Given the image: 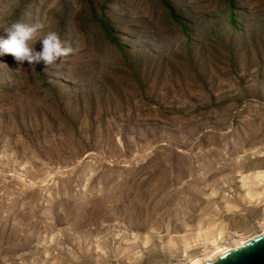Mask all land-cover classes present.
<instances>
[{
    "label": "rangeland",
    "instance_id": "374dc122",
    "mask_svg": "<svg viewBox=\"0 0 264 264\" xmlns=\"http://www.w3.org/2000/svg\"><path fill=\"white\" fill-rule=\"evenodd\" d=\"M15 22L76 52L0 55V264H193L264 231V0H0Z\"/></svg>",
    "mask_w": 264,
    "mask_h": 264
},
{
    "label": "clouds",
    "instance_id": "9594fccd",
    "mask_svg": "<svg viewBox=\"0 0 264 264\" xmlns=\"http://www.w3.org/2000/svg\"><path fill=\"white\" fill-rule=\"evenodd\" d=\"M43 29L44 25L40 22L13 23L4 30L7 38L0 37V55L10 54L20 64L26 61L33 70L41 62L46 66L45 71L52 65L57 68L62 67L64 59L73 55L76 49L68 41L62 40L55 31H49L41 38ZM38 40L42 42V49L39 52L33 48ZM193 264H202V262L197 259Z\"/></svg>",
    "mask_w": 264,
    "mask_h": 264
},
{
    "label": "water",
    "instance_id": "95a60500",
    "mask_svg": "<svg viewBox=\"0 0 264 264\" xmlns=\"http://www.w3.org/2000/svg\"><path fill=\"white\" fill-rule=\"evenodd\" d=\"M202 264H264V231Z\"/></svg>",
    "mask_w": 264,
    "mask_h": 264
}]
</instances>
